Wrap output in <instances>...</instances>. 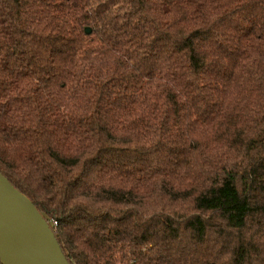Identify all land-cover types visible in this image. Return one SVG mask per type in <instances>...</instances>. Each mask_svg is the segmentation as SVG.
Here are the masks:
<instances>
[{"label":"trees","instance_id":"16d2710c","mask_svg":"<svg viewBox=\"0 0 264 264\" xmlns=\"http://www.w3.org/2000/svg\"><path fill=\"white\" fill-rule=\"evenodd\" d=\"M0 172L70 264H264V0H0Z\"/></svg>","mask_w":264,"mask_h":264},{"label":"water","instance_id":"95a60500","mask_svg":"<svg viewBox=\"0 0 264 264\" xmlns=\"http://www.w3.org/2000/svg\"><path fill=\"white\" fill-rule=\"evenodd\" d=\"M0 261L3 264H70L34 203L1 172Z\"/></svg>","mask_w":264,"mask_h":264}]
</instances>
